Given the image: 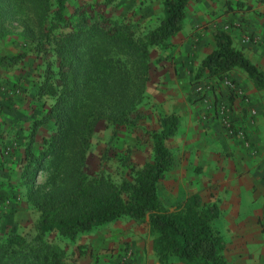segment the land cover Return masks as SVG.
<instances>
[{
    "label": "trees",
    "instance_id": "1",
    "mask_svg": "<svg viewBox=\"0 0 264 264\" xmlns=\"http://www.w3.org/2000/svg\"><path fill=\"white\" fill-rule=\"evenodd\" d=\"M27 1L56 69L48 65L39 83L38 97L52 102L41 118L32 121L24 150L27 162L22 175L26 200L38 211L36 233L28 239L9 233L0 240V264H66L64 250L48 241L46 233L73 240L121 216L146 221L160 264H168L171 257L182 264H226L224 241L212 226L218 216L215 203H205L193 193L169 209L158 197L157 183L172 164L164 141L179 126L173 113L159 115V128L148 137L151 159L131 169L129 180L116 184L101 172L90 176L84 171L98 121L120 127L137 120L133 114L147 80L148 50L169 46L167 39L181 29L188 0H161L157 24L140 32L124 16L73 28L64 15L67 0ZM213 39L215 47L201 60L192 84L204 78L220 80L238 68L256 88L264 89V73L232 46L224 31H214ZM7 58L0 56V62ZM47 121L53 130L42 137L38 154H33V133ZM39 173L45 174L41 183L36 182Z\"/></svg>",
    "mask_w": 264,
    "mask_h": 264
},
{
    "label": "crops",
    "instance_id": "2",
    "mask_svg": "<svg viewBox=\"0 0 264 264\" xmlns=\"http://www.w3.org/2000/svg\"><path fill=\"white\" fill-rule=\"evenodd\" d=\"M260 1L263 3L256 12L244 0H188L181 29L167 39L169 46L148 50L145 88L153 110L145 125L157 130L159 115L171 113L179 122L174 134L164 141L172 155V164L162 178L170 197L165 203L160 201L171 209L197 193L203 202L215 203L218 216L212 226L224 241L226 264H264V104L253 98L245 73L235 68L226 73L250 97L254 109L250 120L244 109L231 112L234 123L245 127L242 140L228 135L219 120L205 110L193 92L192 81L201 60L215 47L216 30L224 31L232 46L241 49L264 73V1ZM150 10L146 5L145 11ZM155 11L161 15L159 1ZM244 35L256 42L242 43ZM201 80L212 85L214 95L224 92L214 78ZM44 130L39 129L40 137ZM120 237L131 251L129 263L160 264L151 242L131 240L127 234ZM168 264L182 263L171 257Z\"/></svg>",
    "mask_w": 264,
    "mask_h": 264
},
{
    "label": "rangeland",
    "instance_id": "3",
    "mask_svg": "<svg viewBox=\"0 0 264 264\" xmlns=\"http://www.w3.org/2000/svg\"><path fill=\"white\" fill-rule=\"evenodd\" d=\"M158 1L161 2L67 0L64 15L68 25L73 28L85 27L93 21L102 25L103 19L124 16L126 22L135 24L136 31L140 32L143 27L151 28L157 24L161 17L155 11ZM244 2L256 12L263 3L260 0ZM146 5L151 9L149 12L145 11ZM2 8L0 56L8 58L0 62V240L9 233L28 239L36 233L38 211L26 200L25 177L22 175L27 162L24 150L29 141L32 121L41 118L52 102L44 95L38 97L36 92L46 67L49 65L55 71L56 63L47 52L49 47L44 43L43 29L37 25L29 1L4 0ZM103 25L108 24L105 22ZM16 55L19 57L17 60L10 58ZM149 64L147 57V79ZM249 81L253 98L264 104V89L256 88L251 79ZM147 95L144 83L142 99L133 114H137V120L133 124L113 127L105 120L96 123L86 152L84 171L87 175L101 172L120 184L123 179L131 178V169L150 161L151 144L148 137L155 128L145 125L153 110ZM41 127L47 130L40 137L38 131ZM52 130L51 121L35 129L31 142L33 154H38L42 137ZM44 178L45 174L39 173L36 182L41 183ZM166 184L165 179L157 184L158 197L163 203L169 201L170 197ZM122 234H127L131 240L138 238L149 244L152 238L145 220L137 221L127 216L78 234L73 240L64 239L54 232L46 233L45 238L64 250L66 264H131L128 259L131 251L127 242L121 240ZM247 257L250 258L249 255Z\"/></svg>",
    "mask_w": 264,
    "mask_h": 264
},
{
    "label": "built area",
    "instance_id": "4",
    "mask_svg": "<svg viewBox=\"0 0 264 264\" xmlns=\"http://www.w3.org/2000/svg\"><path fill=\"white\" fill-rule=\"evenodd\" d=\"M241 42H256V39L249 35H244L241 37ZM215 81L220 88L224 89L222 94L214 95L212 93V85L202 80L194 83L193 92L197 95L205 110L219 120L228 135H234L243 140L245 127L234 123L230 115L234 109L238 111L244 109L249 117L248 120L252 119L254 109L251 106L250 97L244 92L238 82L228 76ZM243 143L246 147L249 146V142L246 140Z\"/></svg>",
    "mask_w": 264,
    "mask_h": 264
}]
</instances>
